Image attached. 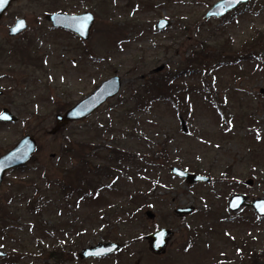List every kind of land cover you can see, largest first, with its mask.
Instances as JSON below:
<instances>
[{
    "label": "rangeland",
    "instance_id": "obj_1",
    "mask_svg": "<svg viewBox=\"0 0 264 264\" xmlns=\"http://www.w3.org/2000/svg\"><path fill=\"white\" fill-rule=\"evenodd\" d=\"M218 1L101 0L86 42L34 18L12 38L8 27L14 19L37 8L23 2L4 14L0 112L7 108L18 120L0 124V156L25 135L36 140L37 150L31 161L8 172L0 187V204L12 214L0 227V249L8 253L0 264L16 258L17 264H56L49 255L55 250L62 252L63 264H115L118 256L101 261L78 256L83 248L106 242L135 253L120 262L148 264L144 237L160 228L173 231L166 248L174 253L170 264H192L199 255L202 263L205 256L223 254L236 262L231 240L247 238L261 258L256 264H264V217L249 206L227 210L235 194L248 203L264 199V0L204 20ZM162 18L170 25L158 31L155 23ZM201 49L202 56L219 49L220 57L205 67L198 62ZM193 54L197 63H188ZM168 73L180 90L188 88L181 92L189 103L184 109L167 100L133 99L150 76ZM112 76L122 83L116 97L89 118L58 126L59 107L63 114ZM113 150L135 158L118 167ZM86 162L115 168L114 176H100L99 203L78 195L66 200L58 187ZM172 166L198 171L209 181L187 184L170 173ZM247 180L252 185H245ZM139 188L153 198L137 213L128 194ZM30 202L38 216L28 211ZM188 206L195 208L192 215H175L174 209ZM193 227L213 232L179 252Z\"/></svg>",
    "mask_w": 264,
    "mask_h": 264
},
{
    "label": "water",
    "instance_id": "obj_2",
    "mask_svg": "<svg viewBox=\"0 0 264 264\" xmlns=\"http://www.w3.org/2000/svg\"><path fill=\"white\" fill-rule=\"evenodd\" d=\"M20 0H0V19L3 13L8 9L12 2ZM251 0H219L214 3L210 9L205 13L204 20L220 19L227 13L236 10L243 4L248 3ZM90 16L91 19L87 21L86 27L83 28V34H81L80 20L82 17ZM23 21L24 27L17 32H13L11 29L17 25L18 22ZM48 21L55 29H63L72 31L81 40L87 41L90 36V30L94 23V17L91 13H86L80 16H68L64 14H52L48 17ZM170 25V21L166 18L159 19L155 28L161 31ZM27 29V25L24 19L17 20L15 24L9 28L8 35L10 37H16ZM159 67L156 71H160ZM121 79L119 76H112L102 81L97 88H95L89 95L81 99L63 114H57L55 121L58 125H66L71 122H77L89 118L95 111H97L107 100L116 97L121 89ZM1 95V92H0ZM6 117V118H4ZM17 117L8 109L4 108L0 112V123H15ZM37 143L36 140L30 136H23L13 148L8 150L5 154L0 156V187L4 180L6 173L14 168L20 167L26 164L36 152ZM172 175L177 176L184 180L187 184L206 183L209 178L200 174L188 172L180 167L172 166L169 168ZM252 180H247L245 185H252ZM247 205L253 209V211L261 217H264V199H254L250 203L246 204V197L243 194H235L230 197L227 209L230 212H236L242 206ZM194 212V207H179L174 210V213L178 216L190 215ZM148 218H153V214L147 212ZM173 235V231L162 228L150 233L146 236L149 250L155 255H161L167 248L168 243ZM120 245L117 243H99L95 246L83 248L78 256L81 259L106 257L116 251H119ZM7 252L0 249V260L7 257Z\"/></svg>",
    "mask_w": 264,
    "mask_h": 264
},
{
    "label": "trees",
    "instance_id": "obj_3",
    "mask_svg": "<svg viewBox=\"0 0 264 264\" xmlns=\"http://www.w3.org/2000/svg\"><path fill=\"white\" fill-rule=\"evenodd\" d=\"M201 52L198 53L199 56H201L203 59L198 61V58L195 57V54L192 55V57L187 59L188 63H202L205 67H208L212 62H214L216 59L220 57V50L216 49L214 51H210L209 54H203L201 55L204 50H200ZM172 78L171 74L166 75H160L158 77L150 76L144 84L140 85L132 95L133 99L138 101V104L147 101L148 98L151 100V103L161 101V100H167L172 101L174 104L179 108H185L186 105H188V100H185L183 96L181 95L182 90H186L188 88H182L180 90L179 86H177ZM145 99V100H143ZM142 101V102H141ZM64 107H59L57 109V113H61L64 111ZM184 113V112H183ZM88 148L90 150H97L93 145H88ZM114 154H117V162L118 167L121 165L122 161H128L130 158L131 161L135 158V155L129 154L127 152H122L120 150H113ZM110 161V158L107 160ZM95 165H91L89 162H86L84 168L75 169L72 173V175H69V179L66 180L67 182H60L58 184V187L65 191V199L68 200L74 195H78L79 198L87 200L88 202L93 203H99L102 201L103 196L100 193L101 192V186L98 188V181H100V176L103 175L106 178H110L115 175L114 167L108 166L105 163L95 166V168L92 169ZM83 169V170H81ZM196 173H199L198 171H194ZM152 194L154 192H151ZM130 207H132V211H136L137 213L140 212V210L144 209L145 207L151 205L152 202L149 200L153 197L148 196L147 192H145L144 189H137L133 194H128ZM149 203V204H148ZM32 205V207L28 208V211L32 213L35 208L33 205V202L29 203ZM133 204V205H132ZM147 205V206H146ZM140 208V209H138ZM9 207L3 206V204H0V227L2 228V224H6L8 222H5L6 218L11 217V212L8 211ZM116 209L119 210L118 207L112 208V210ZM115 211V210H114ZM36 212V210L34 211ZM128 214V212H126ZM39 215V212H36V216ZM192 233L190 234L189 243L185 244L184 246L180 247L179 249L182 251H187L193 243L200 241L202 235L208 234L210 232H213V229H202L198 227H193L191 229ZM233 245V254H237L239 256V259L236 260L233 257H228V262H217L215 261L214 264H256L261 258L258 256V254L255 252L253 248L250 246V241L247 239H240L239 241H235L234 239L231 240ZM242 253V254H241ZM49 255L53 256V259L55 260L56 264H63V261H65V258H63L62 252L60 250L52 251ZM5 260V259H4ZM2 261V260H1ZM6 264H17V258L12 260V262H7Z\"/></svg>",
    "mask_w": 264,
    "mask_h": 264
},
{
    "label": "flooded vegetation",
    "instance_id": "obj_4",
    "mask_svg": "<svg viewBox=\"0 0 264 264\" xmlns=\"http://www.w3.org/2000/svg\"><path fill=\"white\" fill-rule=\"evenodd\" d=\"M23 2L35 5L37 10L30 11L28 16L24 15V16H19V17L15 18L12 25L9 26L8 29L10 27H12L17 20H20V19L25 20L26 25H27V30H28L29 25H30V22L28 19H33V18L34 19H42V20H45L52 27V24L48 21V17L52 14L59 13V14H64V15H68V16H80V15H84L86 13H91L95 19L96 11L97 12L102 11L101 0H20V1L12 2L9 5L8 9L3 13L2 17L4 16V14L6 12H8L11 9V7L13 5L18 4V3H23ZM52 29H55V28L52 27ZM68 32H71V31H68ZM1 94H2V92H1ZM58 126H62V125H58ZM52 157H53V155H52ZM53 158H55V157H53ZM247 203L248 202H247V198H246V204ZM245 206H247V205H245ZM144 239H146V236L144 237ZM203 240H204V238L202 235L201 241H203ZM198 242H200V241H198ZM147 246H148V243H147ZM120 248L121 249L119 251H116L110 255L112 258H115L118 256L117 260L114 261L115 264H127L128 262H125V261L120 262L119 259L124 258V257L125 258L128 257V254H131L130 257L136 256V255H133V254H135L134 252L132 253V252H128V251L124 250V246H122L121 244H120ZM178 251L181 253L183 252L180 249H178ZM149 254L150 255H147V257L151 258L152 260H150L151 262L148 264H151V263L152 264H170V260L173 259L175 261V257L173 256L174 253H171V252L168 253L167 250H165L161 255H154L150 251H149ZM110 256L102 257V258H94V259H100V261H101L103 259L104 260L107 259L108 257L110 258ZM200 256L201 255H199V256H197V258L193 259L192 264H214L215 261L224 263V262L229 261L228 257H230V258L232 257L230 255L223 254V256L221 258H215L214 259L213 257H211L212 259L208 260V259H205V258H208V256L207 257L205 256V258L201 261L202 263H200L199 259H198V258H200ZM173 264H176V262H174Z\"/></svg>",
    "mask_w": 264,
    "mask_h": 264
},
{
    "label": "snow or ice",
    "instance_id": "obj_5",
    "mask_svg": "<svg viewBox=\"0 0 264 264\" xmlns=\"http://www.w3.org/2000/svg\"><path fill=\"white\" fill-rule=\"evenodd\" d=\"M91 17L90 16H86V17H82L81 20H80V29H81V34H83V28L86 27V24H87V21L90 20ZM24 27V22L23 21H20L17 23V25L15 27H13L11 30L13 32H17L19 31L21 28ZM6 118V117H4Z\"/></svg>",
    "mask_w": 264,
    "mask_h": 264
}]
</instances>
